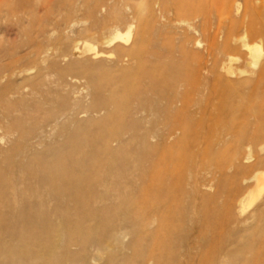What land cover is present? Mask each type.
Returning <instances> with one entry per match:
<instances>
[{
	"label": "rangeland",
	"instance_id": "obj_1",
	"mask_svg": "<svg viewBox=\"0 0 264 264\" xmlns=\"http://www.w3.org/2000/svg\"><path fill=\"white\" fill-rule=\"evenodd\" d=\"M263 69L264 0H0V264H264Z\"/></svg>",
	"mask_w": 264,
	"mask_h": 264
},
{
	"label": "bare ground",
	"instance_id": "obj_2",
	"mask_svg": "<svg viewBox=\"0 0 264 264\" xmlns=\"http://www.w3.org/2000/svg\"><path fill=\"white\" fill-rule=\"evenodd\" d=\"M119 38L122 39V36L117 35L116 39H119ZM89 50H91V48L88 44H86L84 46L83 51L80 52V49L78 47H76L75 52L80 53L81 55H84V53H86ZM136 60L137 59L133 53V50L123 51L119 56L118 64H120L121 66L126 65V64L132 65L136 62ZM214 78L216 80H218L217 76H215V75H214ZM263 82H264V69L262 70V72L260 74V79H259L258 84H256L255 87H253V93L259 94L258 85L262 84ZM211 86L212 87H210L209 91L212 94L220 92L221 95L226 94V95L232 97V99L234 101L238 100L237 94H240L239 91L244 90V88H245V86H242L239 89H233V88L227 87V86H225V87L224 86L215 87L213 85H211ZM164 102H165V108L161 109L160 112L162 113L161 115L165 116L166 121H167L166 133L162 134L161 137L152 136V139L156 138V142L152 145L153 155H152L151 160H150V162H151V169L150 170L151 171L149 173V176L151 177L152 180L153 179L154 180H160L163 182V185L168 183L169 178L171 176L170 171H169V169H170L169 168V166H170L169 165V159L173 155V151H172L173 149L171 147V145H172L171 143L178 138V131H179L178 129L181 128L182 126H184L187 123V120H188L187 117L191 116L190 111L188 109L189 108V100L186 97V95H182L181 93L176 92V94L174 96H167L166 98H164ZM202 104H203V101H200V106ZM210 105H211V103L209 102L207 105H205V107H203L202 111L206 112L208 110L207 107ZM151 112H152V110L149 107H146L145 113L151 114ZM191 117L192 118L190 121L194 125L197 124V126H198V125H201V122H203V120L198 121L193 116H191ZM231 134H232V132H231ZM181 138H182V136H181ZM161 148H163V152H160ZM106 150L111 155L115 154V151L108 144H107ZM258 181L262 182V177H259ZM203 186L207 187V185H203ZM198 187H199V185L197 184V187H195V188L200 189V187L199 188ZM24 199H25L24 197H21L20 203L24 202Z\"/></svg>",
	"mask_w": 264,
	"mask_h": 264
}]
</instances>
